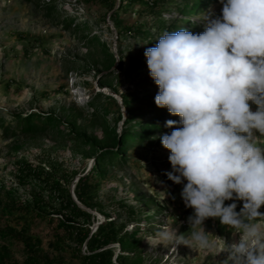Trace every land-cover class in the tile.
Segmentation results:
<instances>
[{
	"label": "rangeland",
	"instance_id": "obj_1",
	"mask_svg": "<svg viewBox=\"0 0 264 264\" xmlns=\"http://www.w3.org/2000/svg\"><path fill=\"white\" fill-rule=\"evenodd\" d=\"M46 1L0 0V118L12 130L15 126L13 114L30 111L53 113L62 122H74L77 130L100 138L104 127L102 121L91 114L89 103L95 104L98 112L100 104H106L110 121L116 115L115 110L120 119L126 115L121 105L122 95L138 90L148 101L152 96L155 98L159 89L149 75L144 51L156 45L163 26L175 19L187 18L176 9L184 0L159 1V8L152 12L144 1L125 3L119 9V0H55L62 15L87 23L89 33H94L108 46L114 62L107 70L102 66L103 55L95 48L84 45L76 34L64 30L43 15L39 4ZM209 8L219 15L222 4L216 0L188 16L190 22L198 25L200 32L204 31L203 12ZM112 12H116L122 25L143 26L147 36L123 34L117 37L110 19ZM97 96L101 99L93 100ZM108 96L113 98V102L104 99ZM150 102H155V99ZM152 104L149 103L143 111H149ZM249 104L251 110L256 111L257 106L251 101ZM121 121L112 125L115 133L119 132ZM65 123L60 124L63 130L68 128ZM172 130H156L149 141L128 146L127 161L94 179L96 186L92 193L104 206L109 218L116 217L118 223L127 218L126 212L120 208L114 211L118 202L141 210L137 219L125 222L123 228L129 232L138 230L142 264H223L227 253L221 250L225 244L238 242L241 233L222 225L219 218H208L203 225L215 245L209 249L177 245L172 251V246L160 244L156 238V233L167 226L176 229L177 234L187 233V218L194 211L185 206L180 195L183 184H175L166 175L172 170L168 160L170 152L158 137L162 133L170 134ZM255 135L257 143L264 145V136L258 132ZM154 136L157 138L152 139ZM14 146H18L17 149ZM47 155L50 162L43 161L42 165L45 169L51 168L56 176L67 179L70 192L76 179L85 174L94 162L87 146H79L74 140L56 133L28 136L17 132L6 137L0 129V199L23 204L39 192L35 181L17 177V162L27 160L35 165L41 156ZM157 206L159 209H155ZM241 208L238 204L236 211ZM89 211L95 216L90 226L93 231L103 216L95 210ZM259 211L264 213V205ZM55 222L48 224L45 220L36 219L28 224L29 231L41 239V253L46 257L57 254L71 257V243L65 242V248L59 251L49 244ZM256 222L264 227V219L258 218ZM14 224L13 219L0 214V229ZM110 247L113 248V256L120 253L117 243ZM8 255L16 264H24L23 248L18 240L13 239ZM112 261L120 262L114 257ZM73 263L77 264L75 260Z\"/></svg>",
	"mask_w": 264,
	"mask_h": 264
},
{
	"label": "clouds",
	"instance_id": "obj_2",
	"mask_svg": "<svg viewBox=\"0 0 264 264\" xmlns=\"http://www.w3.org/2000/svg\"><path fill=\"white\" fill-rule=\"evenodd\" d=\"M220 3L221 14L203 12V32L166 30L144 51L159 89L155 105L180 117L167 120L173 130L158 137L170 152L166 175L183 184L180 195L194 210L187 233L167 226L156 238L172 251L209 249L215 245L203 225L219 218L241 233L221 250L223 264H264V227L256 222L264 219V145L255 135L264 136V0ZM235 201H243L239 212Z\"/></svg>",
	"mask_w": 264,
	"mask_h": 264
},
{
	"label": "trees",
	"instance_id": "obj_3",
	"mask_svg": "<svg viewBox=\"0 0 264 264\" xmlns=\"http://www.w3.org/2000/svg\"><path fill=\"white\" fill-rule=\"evenodd\" d=\"M119 1V9L125 3L144 1L150 5L149 12H152V10L159 8L158 2L163 0ZM214 1L216 0H184L183 3L178 4L176 9L179 14L187 18L175 19L169 25L163 26L162 33L166 30L173 32L180 29L200 33L198 25L190 22L188 16L197 13L198 10ZM39 7L44 16L54 20L64 30L76 34L84 45L95 48L97 53L103 55L102 66L104 70L112 66L114 58L108 46L103 40H99L94 33H89L87 23L75 20L70 15H62L55 0L42 2ZM110 19L116 28L117 37L123 34L147 36V30L141 25L134 27L122 25L116 12H112ZM113 90L116 91L115 88ZM145 97L141 96L138 90L122 95L121 105L124 107L126 115L120 119V114L115 110L116 115L111 117L110 121L107 119L109 107L106 104H100V111L98 112L97 106L90 102L91 114L95 115L97 119L99 118L104 127V134L100 138L86 134L85 131L77 130L74 122H62L53 113L30 111L24 114H13L15 126L12 130H10L11 126L5 124L0 118V129L6 137L17 132L28 136L53 132L60 137L74 140L79 146H87L94 162L85 174L76 179L73 193L80 204L103 216V220L97 223L94 230L91 231L90 226L94 223L95 216L90 211L79 207L73 200L67 179L56 176L51 168H44L42 162H50L48 155L41 156L35 165L27 160L19 161L16 167L17 177L35 181L40 191L35 192L32 198L23 204H17L13 200L0 199V214L13 219L15 223L6 229H0V264H16L8 255L13 239L22 244L24 264H74V260L77 264H142L138 249V230L129 232L123 228L125 222L135 221L141 210L135 206L118 202L117 207L113 208L114 211L120 208L127 214L126 220L118 223L116 217L109 218L108 213L103 209L104 206L97 200L92 191L96 186V183L93 182L94 179L103 176L108 169L119 167L127 161L126 149L128 146L149 141L150 136L156 130L166 131L170 129L164 127L167 120L179 121V116L170 115L166 108H158L154 104L155 102H150L154 96L150 97L149 101ZM100 99L101 97L97 96L93 100ZM104 99L113 102L111 96L104 97ZM149 103H153L150 110L143 111ZM118 120H122L121 128L119 132L115 133L112 125ZM62 123L68 126L67 130L60 128ZM17 147L14 146V149ZM73 173L75 175L76 171ZM233 202L231 200L225 201V205ZM155 209H159V207L157 206ZM116 215L118 216L119 213L117 212ZM36 219L45 220L48 224H52L56 220L52 228V241L49 244L59 251L65 248V242L71 243L73 246L71 257L57 254L48 258L41 253V239L32 234L28 226ZM146 219H150L149 216H146ZM114 243H117L120 250V253L115 254V256H113V248L110 247ZM82 247L83 250H81ZM113 257L120 262L112 261Z\"/></svg>",
	"mask_w": 264,
	"mask_h": 264
},
{
	"label": "water",
	"instance_id": "obj_4",
	"mask_svg": "<svg viewBox=\"0 0 264 264\" xmlns=\"http://www.w3.org/2000/svg\"><path fill=\"white\" fill-rule=\"evenodd\" d=\"M70 194H71V196H72L73 200H74V201L77 203V205H78L79 207H81V208H83V209H85V210L89 211V209H88V208H86L85 206H83L82 204H80V203L77 201V199H76V197L74 196V193H73V191H72V190H71Z\"/></svg>",
	"mask_w": 264,
	"mask_h": 264
},
{
	"label": "built area",
	"instance_id": "obj_5",
	"mask_svg": "<svg viewBox=\"0 0 264 264\" xmlns=\"http://www.w3.org/2000/svg\"><path fill=\"white\" fill-rule=\"evenodd\" d=\"M236 202V201H235ZM238 202V204L241 206V205H243V201H237ZM238 204H237V207H238Z\"/></svg>",
	"mask_w": 264,
	"mask_h": 264
}]
</instances>
